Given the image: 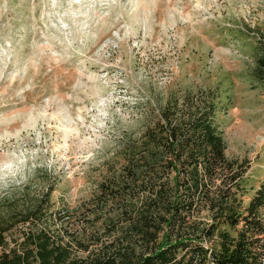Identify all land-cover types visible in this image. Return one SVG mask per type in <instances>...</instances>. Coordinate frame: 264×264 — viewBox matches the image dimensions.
I'll list each match as a JSON object with an SVG mask.
<instances>
[{"label":"rangeland","instance_id":"obj_1","mask_svg":"<svg viewBox=\"0 0 264 264\" xmlns=\"http://www.w3.org/2000/svg\"><path fill=\"white\" fill-rule=\"evenodd\" d=\"M256 28L264 0H0L2 206L47 189L78 206L137 131L139 102L204 88L220 93L218 129L250 197L264 181Z\"/></svg>","mask_w":264,"mask_h":264},{"label":"trees","instance_id":"obj_2","mask_svg":"<svg viewBox=\"0 0 264 264\" xmlns=\"http://www.w3.org/2000/svg\"><path fill=\"white\" fill-rule=\"evenodd\" d=\"M252 80L264 86V29ZM220 93L170 90L139 102L95 192L57 207L51 190L0 203V264H264V181L226 155ZM74 219V220H71Z\"/></svg>","mask_w":264,"mask_h":264}]
</instances>
